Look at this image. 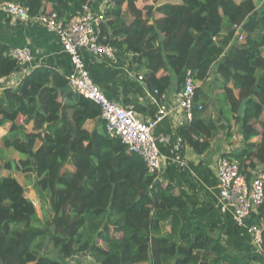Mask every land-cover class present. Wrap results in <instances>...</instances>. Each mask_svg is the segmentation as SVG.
Returning a JSON list of instances; mask_svg holds the SVG:
<instances>
[{"label":"trees","instance_id":"obj_1","mask_svg":"<svg viewBox=\"0 0 264 264\" xmlns=\"http://www.w3.org/2000/svg\"><path fill=\"white\" fill-rule=\"evenodd\" d=\"M137 1H108L100 43L115 50L116 65L132 56L130 66L144 70L151 93L164 94L173 83L180 91L187 72L196 83L218 78L219 113L228 125L237 124L243 142L227 159L250 181L258 166L264 170V2L257 9L252 0H176L140 10ZM5 2L26 7L31 18L54 13L66 22L93 0H0ZM8 51L0 43V79L17 68ZM66 85L58 71L40 67L0 94V128L9 125L2 141L20 155L15 162L0 160V264H82L72 262L84 253L96 264H249L250 254H237L207 234L174 186L155 185L158 176L142 159L106 134L95 104L73 92L59 101ZM201 95L196 88L195 102ZM200 113L178 129L197 155L218 131ZM89 121L98 122L91 132L84 129ZM14 172L32 186L43 219ZM257 211L247 226L260 224L264 202ZM166 226L169 232L161 233Z\"/></svg>","mask_w":264,"mask_h":264},{"label":"crops","instance_id":"obj_2","mask_svg":"<svg viewBox=\"0 0 264 264\" xmlns=\"http://www.w3.org/2000/svg\"><path fill=\"white\" fill-rule=\"evenodd\" d=\"M108 1L93 0L90 8L93 12H105L109 7ZM240 1L235 0L236 3ZM252 1L257 9L264 2V0ZM175 3L176 0H138L136 7L142 10L146 6L154 8ZM47 9L50 10L51 7L46 6ZM161 17L159 13L154 14L155 19ZM0 43L8 49L26 48L29 50L32 61L28 74L40 67L54 69L64 77L71 71L69 60L62 53L56 37L44 30L34 19L21 22L0 12ZM261 54L264 57V47ZM82 58L92 81L110 101L132 112L142 122H149L154 118L159 101L150 95L145 81L138 80L139 76H144V70L138 69L136 65L130 66L132 56H127V60H124L122 65L113 64L106 59H96L86 52H83ZM160 74L162 71L159 72ZM217 79L214 75H210L204 84L196 83V87L201 90L202 94L201 101L196 104L202 107L206 105L200 117L212 120L218 127L209 149L201 155L194 153L178 136V129L188 122L184 120L183 114L170 113L152 132L161 159L158 178L160 184L174 186L175 193L184 199L189 214L205 227L211 238L219 239L222 244L237 254H250L249 264H264V256L253 245L246 229L235 224L229 211L221 212L217 206L216 163L222 157L227 158L229 155L237 154L243 147L237 124L231 121L228 125L219 113L222 90L213 84V80ZM20 81L15 71L10 76L0 79V94L4 88H15ZM176 92L177 87L173 83L164 93L163 100L170 109ZM66 97L61 95L59 101L65 102ZM23 119L22 116L19 118L20 124ZM96 123L98 122L89 121L84 125V129L91 132ZM6 127L8 126L3 128ZM27 128H30V125ZM18 159L17 157L16 161ZM33 201L39 202L38 199H33ZM258 215L260 213L257 211L251 219ZM261 218L259 225L264 222V216ZM168 232L169 228L166 226L161 233ZM97 244L102 249H107L103 242L98 241ZM80 260V256L76 255L72 263L80 262ZM90 261L93 262L92 259Z\"/></svg>","mask_w":264,"mask_h":264},{"label":"built area","instance_id":"obj_3","mask_svg":"<svg viewBox=\"0 0 264 264\" xmlns=\"http://www.w3.org/2000/svg\"><path fill=\"white\" fill-rule=\"evenodd\" d=\"M0 12L21 22L34 19L44 30L56 37L71 67L70 73L65 77L71 91L95 104L99 108V120L103 122L106 134L110 138L117 139L129 153L140 157L149 174L158 176L161 159L156 140L152 135L153 130L170 113H181L184 120L190 122L195 111L203 110V107L195 102L197 87L191 73H186L181 90L174 95L171 109L163 100L164 94L160 95L156 90L150 92L152 97L158 99V108L152 120L142 122L132 112L110 101L102 93L92 81L82 58L83 52H86L96 59H106L113 64L116 63L115 50L109 45L100 43L104 12H93L90 4L85 5L80 14L66 22L58 19L54 13L40 14L31 18L26 7L13 2L1 3ZM235 37L239 43L244 41V35L240 33L239 27L236 28ZM6 56L15 61L17 65L15 73L19 81L22 80L28 74L32 61L29 50L26 48L9 49ZM138 80L144 81L142 76H139ZM261 167L256 168L253 172L254 178L250 181H247L240 173L238 164L227 158H220L215 169L219 210L230 212L235 224L246 229L253 245L264 256V222L261 225H246L256 209L264 202V170ZM157 179L159 180L158 177ZM32 203L36 206L34 201Z\"/></svg>","mask_w":264,"mask_h":264},{"label":"rangeland","instance_id":"obj_4","mask_svg":"<svg viewBox=\"0 0 264 264\" xmlns=\"http://www.w3.org/2000/svg\"><path fill=\"white\" fill-rule=\"evenodd\" d=\"M17 123L20 125L19 120L17 121ZM7 126L9 127V125H7ZM8 127L0 129V160L4 161V162H7V161L15 162L17 157L20 158V155L18 153H16L12 148L5 147L4 143L2 141V139L6 135V130ZM1 175L5 176V175H7V173L2 172ZM12 175L15 177V179L18 181V183L24 188V190H25L24 196L26 198H28V200L30 199L33 201V199H37L36 193L33 191L32 186L26 183L24 176H22L20 173H17V172H14ZM35 203H36L35 208H36L37 214H38L40 219H43L44 217H43L42 212H41V205H39L40 204L39 202L38 203L35 202ZM45 249L50 254V256H53V257L55 256V253L52 250L51 243L49 241H46V240H45ZM87 255L89 257H91L87 253L79 254V256L81 258L80 262L82 264H94L93 258L92 257L90 258L93 260V262H91Z\"/></svg>","mask_w":264,"mask_h":264},{"label":"water","instance_id":"obj_5","mask_svg":"<svg viewBox=\"0 0 264 264\" xmlns=\"http://www.w3.org/2000/svg\"><path fill=\"white\" fill-rule=\"evenodd\" d=\"M104 25H106V23ZM162 39H163L162 36L159 34V41H162ZM59 91L64 97H66L67 95L72 93L71 88L68 85H66L64 88L60 89ZM246 102H247L246 100H243L241 102L239 110H238V115L239 116H243L244 110H245V106H246ZM97 121H99V120H97ZM156 184H160V181L158 179L155 181V185Z\"/></svg>","mask_w":264,"mask_h":264}]
</instances>
